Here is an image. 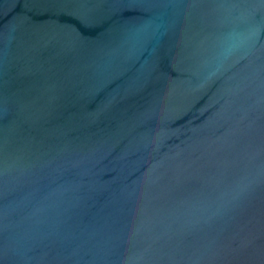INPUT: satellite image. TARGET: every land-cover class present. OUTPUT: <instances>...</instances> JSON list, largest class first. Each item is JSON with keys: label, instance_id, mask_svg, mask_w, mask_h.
Returning <instances> with one entry per match:
<instances>
[{"label": "water", "instance_id": "1", "mask_svg": "<svg viewBox=\"0 0 264 264\" xmlns=\"http://www.w3.org/2000/svg\"><path fill=\"white\" fill-rule=\"evenodd\" d=\"M0 264H264V0H0Z\"/></svg>", "mask_w": 264, "mask_h": 264}]
</instances>
